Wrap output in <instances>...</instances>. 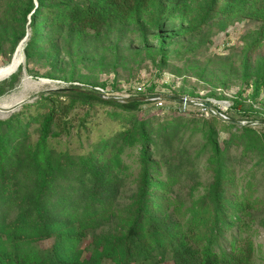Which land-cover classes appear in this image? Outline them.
Here are the masks:
<instances>
[{
	"label": "trees",
	"instance_id": "16d2710c",
	"mask_svg": "<svg viewBox=\"0 0 264 264\" xmlns=\"http://www.w3.org/2000/svg\"><path fill=\"white\" fill-rule=\"evenodd\" d=\"M33 1L11 0L0 21L1 37L19 34L12 49L24 34L26 16L32 13L26 59L56 56L60 41L69 47L73 44L82 59L94 49L89 44L91 34L98 44L116 27L134 28L140 46L156 43L161 64L179 55L180 49L165 51L169 37L162 24L173 21L182 0H35L34 9ZM240 1L203 0L195 22H189L181 33H192L219 14L232 15ZM263 4L264 0H257V10H263ZM263 85L264 76L253 84L254 91ZM76 92L80 100L116 103L90 91ZM46 100L41 98L37 104ZM141 100L132 98L117 105L130 114L128 124L86 157L60 154L48 146L56 102L48 114L37 118L39 138L33 145L25 143L21 113L0 121V264H244L251 250L239 231L246 227L243 217L249 206L246 194L237 196L236 182L241 177L245 184L257 183V169L264 157L249 169L238 170L240 161L231 156L229 148L239 144L240 136L232 135L221 149L210 127L201 153L190 157L179 138L181 130L194 134L205 122L174 118L153 127L150 120L136 117ZM238 130L256 135L251 128ZM126 150L136 151L137 173L132 178L136 190L127 207L120 208L117 202L128 176L120 156ZM201 160L211 180L191 206L186 224L179 225L163 211L153 216L154 209L168 207L169 198L162 194L159 202L152 200L151 190L165 188L169 179L177 177L199 182ZM158 166L166 182L159 180ZM127 208L129 213L122 218L119 212ZM261 220L264 228V217ZM88 229L93 239L83 257L76 245ZM97 229L101 233L96 236ZM46 242L51 244L41 247Z\"/></svg>",
	"mask_w": 264,
	"mask_h": 264
},
{
	"label": "rangeland",
	"instance_id": "374dc122",
	"mask_svg": "<svg viewBox=\"0 0 264 264\" xmlns=\"http://www.w3.org/2000/svg\"><path fill=\"white\" fill-rule=\"evenodd\" d=\"M9 3L11 0H0V21ZM202 3L203 0H182L175 9L173 21L162 24L165 37H169L165 51L180 49L179 55L171 56L165 64H161L156 43L150 41L148 46H140L139 34L132 27L125 30L116 27L98 44L91 34L89 44L94 49L82 59L72 49L73 44L69 47L62 41L56 56L26 59L24 48L33 32L32 13L28 14L24 34L12 49L11 43L18 38V32L10 33V37L0 36V68L11 62L17 50L21 56L17 70L0 81V121H8L21 113L25 143L33 145L39 138L37 118L48 114L52 102H56L48 146L60 154L86 157L94 153L97 145L115 135L122 125L128 124L130 114L122 112L117 105L139 98L142 100L136 117L150 120L153 127L174 118L205 122L203 128L194 134L181 130L179 138L190 157L195 158L201 153L209 127L217 135L221 149L232 135L240 136L239 144L232 145L229 152L240 161L238 170L240 167L249 169L264 157V85L257 91L253 89V84L264 76V8L257 10V0H243L235 5L232 15L219 14L192 33L182 34L189 22H195ZM33 4L34 9L37 6L35 0ZM254 42H257L256 48L248 55L247 51ZM78 90L99 94L101 99L116 103L80 100ZM165 96H176L189 103L165 101ZM149 97L158 99L148 100ZM41 98L48 100L40 101L38 105ZM159 102L162 106L156 104ZM203 103L210 107H204ZM238 128H251L256 135L241 134ZM188 129L192 130V127L188 126ZM120 159L128 176L117 205L126 208L131 193L136 190L132 182L137 173L136 151L126 150ZM201 164L202 160L198 165L199 182L192 184L177 177L169 179L165 188L151 190L152 200L159 202L162 194L169 198L168 207L154 209L153 216L163 211L173 216L179 225L186 224L191 206L211 180ZM163 171L158 166V178L166 182ZM256 176L257 183L245 184L247 181L241 177L236 182L237 196L246 194L249 206V213L243 217L246 227L243 232L239 231V236L248 240L251 250L244 264H264V228L261 225L264 217V162L258 166ZM128 208L119 212L122 218L129 213ZM100 231L96 230V236ZM92 233V230H86L85 238L76 245L83 251V257L88 255L85 249L93 239ZM50 244L46 242L41 247Z\"/></svg>",
	"mask_w": 264,
	"mask_h": 264
},
{
	"label": "bare ground",
	"instance_id": "6f19581e",
	"mask_svg": "<svg viewBox=\"0 0 264 264\" xmlns=\"http://www.w3.org/2000/svg\"><path fill=\"white\" fill-rule=\"evenodd\" d=\"M21 64V56L19 50H17L11 60V62L4 68H0V81L6 79L13 74L19 65Z\"/></svg>",
	"mask_w": 264,
	"mask_h": 264
},
{
	"label": "water",
	"instance_id": "95a60500",
	"mask_svg": "<svg viewBox=\"0 0 264 264\" xmlns=\"http://www.w3.org/2000/svg\"><path fill=\"white\" fill-rule=\"evenodd\" d=\"M100 97V96H99ZM165 101H170V102H175V103H189V101L185 100V99H180V98H177V97H172V96H165L163 97ZM158 99L157 97H149L148 100H156ZM204 107L206 108H209L210 105L209 104H205L203 103L202 104ZM237 124V123H235ZM248 125H251V124H248Z\"/></svg>",
	"mask_w": 264,
	"mask_h": 264
},
{
	"label": "built area",
	"instance_id": "2783aa9c",
	"mask_svg": "<svg viewBox=\"0 0 264 264\" xmlns=\"http://www.w3.org/2000/svg\"><path fill=\"white\" fill-rule=\"evenodd\" d=\"M158 106H162V103H156ZM203 110H205L206 111V109L204 108Z\"/></svg>",
	"mask_w": 264,
	"mask_h": 264
}]
</instances>
